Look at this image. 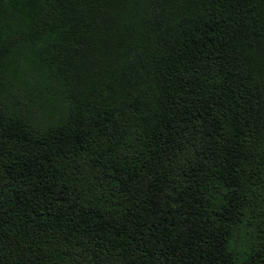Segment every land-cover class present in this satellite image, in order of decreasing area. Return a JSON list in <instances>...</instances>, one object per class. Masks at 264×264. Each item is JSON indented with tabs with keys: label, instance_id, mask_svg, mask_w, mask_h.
Masks as SVG:
<instances>
[{
	"label": "trees",
	"instance_id": "trees-1",
	"mask_svg": "<svg viewBox=\"0 0 264 264\" xmlns=\"http://www.w3.org/2000/svg\"><path fill=\"white\" fill-rule=\"evenodd\" d=\"M0 264H264V0H0Z\"/></svg>",
	"mask_w": 264,
	"mask_h": 264
}]
</instances>
